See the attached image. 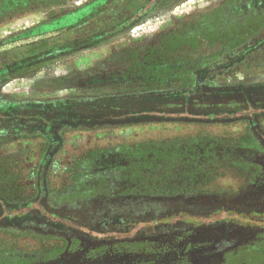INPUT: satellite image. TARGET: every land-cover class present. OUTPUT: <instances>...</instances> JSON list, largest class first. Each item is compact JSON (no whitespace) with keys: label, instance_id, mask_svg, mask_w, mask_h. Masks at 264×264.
Instances as JSON below:
<instances>
[{"label":"rangeland","instance_id":"1","mask_svg":"<svg viewBox=\"0 0 264 264\" xmlns=\"http://www.w3.org/2000/svg\"><path fill=\"white\" fill-rule=\"evenodd\" d=\"M130 1L0 0V68L23 56L63 43V37L68 33L102 32V29L110 26L111 20L116 21L129 14L131 9L127 5ZM224 1L168 0L134 28L126 30L125 35L103 43L98 37L93 38L92 44L70 56L80 64L93 63L90 67L94 69L95 75L99 72L96 69L99 65L102 83L108 82L114 87L111 94L102 95L99 102L118 99L127 106L137 101L131 98L133 94H140L138 101L144 103L152 102L158 94L165 96L172 91L192 88L200 76L199 64L205 65L212 57L226 54L264 34V0H243L239 4L251 9V13L245 23L242 21L243 25L235 30H219L231 24L226 18L221 22L222 16L211 27L207 26L206 17L214 10L212 6ZM210 7L212 9L208 12ZM196 27V35L194 32L190 35L194 31L191 28ZM141 35H146L148 40L138 43L137 48L133 47L136 42L128 39H137ZM106 59L110 63L104 62ZM50 60L36 62L29 67ZM204 79L218 87L264 83V46L261 51L246 56L229 68L205 73ZM157 100L161 101L160 98ZM93 102L98 101H84L86 105H92ZM29 106L26 103L15 108L25 113L29 111ZM102 108L105 112L108 109L113 111L109 105L101 104L95 113H102ZM6 109L5 106L1 107L2 114ZM86 109L91 110V106ZM124 115L117 117L124 118ZM110 116L77 118L59 126L61 151L53 164H47L46 206L54 209L65 206L74 214L83 210L85 216L89 217L88 221L95 219L92 211L98 208L101 210V219L104 187L102 164H108L105 167L112 164H144L135 152H145L146 148L157 142L168 144L173 138L188 140L195 136H223L233 140L245 138L247 142H260L264 151V119L253 133L247 121L185 124L150 121L151 118H146L140 122L131 120L117 125L102 122ZM254 134H258V137ZM27 135L30 136L23 133L11 135L10 138L0 136V197L10 204L27 203L38 194L35 165L41 159L48 139L39 128H34ZM259 158L260 164L257 165L261 168L260 178H255L253 171L243 172L228 163L216 161L213 162L214 178L197 187L202 193L211 190L212 196H227L232 199V205L212 200V196L210 199L199 198L201 203L197 204L193 203L195 199L183 201L186 215H190L188 210L191 209L209 211L212 214L211 221L218 225L230 223L233 226L231 231L222 235L225 241L214 242L218 264L225 263L222 256L226 251L232 254L230 264H264V152ZM258 189L263 191L260 195ZM159 202L157 200L150 205ZM224 203L226 209H222ZM9 226L8 230L0 229V260L7 257L12 263L19 260L20 255L35 256L38 252L40 254L64 246L63 240L51 235L44 236L38 230L31 232L33 229H24L26 226L20 227L14 223ZM98 227L102 230V223H98ZM80 253L74 262L86 264L82 258L85 257V251L83 255ZM97 256L96 263L102 264V255ZM139 259L142 260V257ZM33 264L41 263L37 261Z\"/></svg>","mask_w":264,"mask_h":264},{"label":"trees","instance_id":"2","mask_svg":"<svg viewBox=\"0 0 264 264\" xmlns=\"http://www.w3.org/2000/svg\"><path fill=\"white\" fill-rule=\"evenodd\" d=\"M156 1L145 0L136 7V11L147 6L148 10L152 9ZM114 27L112 33L128 26L123 20ZM76 33L79 32L68 33L63 43L52 47L54 55L76 50L78 44L84 42L92 44L91 40H83L85 37H73ZM242 58L243 54L234 52L213 60L227 65ZM204 74L201 73L199 78H204ZM195 83L191 89L172 91L165 96L158 94L152 102L137 100L125 106L123 101L114 99L92 105L80 104L78 107L69 102H60L29 110L25 116L29 119L36 117V121L43 123L46 120L65 122L69 118L89 116L103 104L109 105L113 111L108 109L105 112L102 108V113L98 112V115H111L102 120L111 124L131 120L140 122L146 118H151L150 121L185 124L247 121L253 133L258 129L260 121L264 119L263 84L208 89L205 85L199 83L197 86ZM87 106H91V110L88 111ZM123 114H126L124 118L117 117ZM254 135L258 137V134ZM262 152L260 142H247L245 138L233 140L223 136H195L188 140L173 138L168 144L157 142L146 148L145 152H135L144 164H112L106 167L108 164H102V217L100 219L101 210L96 208L92 211L95 219L89 221L83 210L74 214L65 206L59 209L46 206V187L42 183L38 184V196L27 203L15 205L0 202V226L12 223L26 226L24 229H33L31 232L38 230L44 236L51 235L63 240L64 246L40 254L38 252L35 256L20 255L19 260L12 263L5 257L0 260V264H33L37 261L41 264H83L74 261L84 251L85 257L82 258L86 264H99L96 263L97 255H102V264L217 263L214 242L225 241L222 235L231 231L233 226L230 223L218 225L211 221L212 214L209 211L191 209L188 210L190 215H186L183 201L195 199L193 203L197 204L201 203L199 198L210 199L211 190L202 193L197 187L214 178L213 162L216 161L228 163L243 172L253 171L254 177L260 178L261 168L257 164H260ZM261 192L258 189L259 195ZM214 199L227 205L233 204L227 196H212ZM157 200L160 201L158 204L150 205ZM225 203L222 209H226ZM98 223H102V230ZM9 225L5 227L9 228ZM137 226L139 229L133 232ZM231 255L227 251L224 253L223 264H230Z\"/></svg>","mask_w":264,"mask_h":264},{"label":"flooded vegetation","instance_id":"3","mask_svg":"<svg viewBox=\"0 0 264 264\" xmlns=\"http://www.w3.org/2000/svg\"><path fill=\"white\" fill-rule=\"evenodd\" d=\"M144 1L145 0L130 1L127 5V7L131 9L129 14L119 20H111L109 22L110 26L106 27L105 29H102V32L95 34L76 33L73 35V37H85V39L83 40H91L93 38L95 39L98 37L101 40L100 42L102 43L109 41L113 38H118L122 34L125 35L126 30L134 28L136 24L140 22L144 17L149 15L151 12H154L159 6L163 5L168 0H157L155 2L156 4L152 9L148 10L149 6H147L142 8L141 10L139 8L136 11V7L138 8V5L142 4ZM242 2L243 0H225L224 2L214 4L212 6L214 10L210 11V9H212L211 7L208 10V12L210 11L212 13L206 17L207 22H205V24L211 27L213 24H215L214 21L216 22V19L219 16H222V18L220 19L221 22H223V18H226L227 21H231V24H227L225 25L227 26L226 28H219V30H235L238 26L243 25V23H245L244 21L247 20L248 15L251 13L249 11L251 9L247 8L246 6L239 5ZM206 7L208 8L209 6ZM123 20L125 21V24L128 27L121 30L120 32L112 33L111 31H114L116 28L114 27V25L116 26V24L121 23ZM191 29H193L194 31H191L190 35H193V32L194 35H196V31L198 28L196 27L195 29ZM145 37L146 35H141L140 38H132L128 40L132 42L135 41L136 46L133 47L137 48L138 43L148 40V38ZM64 40L65 37H63V42ZM56 45L50 46L42 52L31 54L30 56H23L22 58L14 61L12 64H5L3 67L0 68V71L2 72L0 73V136L6 135L10 138L11 135L19 133H23V135L25 136H30L27 134H31L34 128H39V130H41L48 139L47 147L44 153L42 154L41 159L37 163V166L35 165V182L37 186V192L38 184L42 183L46 187V173L48 170L47 164H53L57 155L61 151L62 140L59 133V126L62 125V123H71L72 120H76L77 118H86L90 116H97L98 118H102V115H98V113H92L89 116H78L74 119H66L70 122L46 120V122L43 123L38 120L37 122L35 120L37 119L36 117L34 119L27 118V116H25L26 112L20 113L15 107L18 105H26L27 103L30 105L29 110H33L41 107H49L50 105H57L60 102H69L73 106L77 107L80 104H86L84 103V101H98L93 103H102L99 102L101 100L98 99H102V95L111 94V92L114 90V87L108 84V82L102 83V71L100 70L99 65L96 68L99 72L95 75L94 69L90 67L93 63H87V65L80 64L79 61H76L72 58V55L70 56V54L78 52L79 50L88 47L90 45V42L78 44L76 50L74 49L69 53L62 55H54L55 52L53 51V49L51 50V48ZM263 46L264 34L258 38L248 40V42H246L245 44L231 50L226 54H220L219 56L212 57L210 60H208L209 63L205 65L199 64V75H201V73L207 74L209 72L229 68L237 62L243 60L246 56L254 52L261 51ZM234 52L243 54V58L235 62H231L227 65H222L223 63H217L213 60L214 58H220L225 55H231ZM53 58L55 60H52ZM47 59L51 60L38 66L29 67L32 66V64H35L36 62L41 63L43 61H46ZM104 62L110 63L107 59L104 60ZM106 63H104V65H106ZM19 66L21 67L17 69V67ZM199 83L205 85V87L208 89L218 88V86L210 85L203 77L198 78V82L195 83V85L198 86ZM259 84L264 85V83ZM234 86L243 87L248 85L241 83L233 85L232 87ZM140 97V94H133V97L131 98H133V101H135V99L138 100ZM3 106L7 108L4 114H2L1 110V107ZM94 108L96 107L94 106ZM32 121L34 122V124L32 123ZM113 124L117 125V123ZM124 124H126V122ZM41 180H43V182ZM3 201L6 200L0 197V202ZM5 226L8 227V225ZM5 226H0V229L8 230L9 228Z\"/></svg>","mask_w":264,"mask_h":264}]
</instances>
